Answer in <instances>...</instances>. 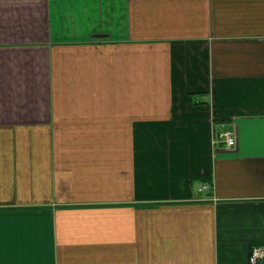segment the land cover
Wrapping results in <instances>:
<instances>
[{"label": "crops", "instance_id": "obj_1", "mask_svg": "<svg viewBox=\"0 0 264 264\" xmlns=\"http://www.w3.org/2000/svg\"><path fill=\"white\" fill-rule=\"evenodd\" d=\"M258 244L264 0H0V264H252Z\"/></svg>", "mask_w": 264, "mask_h": 264}, {"label": "built area", "instance_id": "obj_2", "mask_svg": "<svg viewBox=\"0 0 264 264\" xmlns=\"http://www.w3.org/2000/svg\"><path fill=\"white\" fill-rule=\"evenodd\" d=\"M216 140L225 144L226 147H234L237 144L236 135L233 130L225 128L218 132ZM250 261L252 264L264 262V244L253 246Z\"/></svg>", "mask_w": 264, "mask_h": 264}, {"label": "trees", "instance_id": "obj_3", "mask_svg": "<svg viewBox=\"0 0 264 264\" xmlns=\"http://www.w3.org/2000/svg\"><path fill=\"white\" fill-rule=\"evenodd\" d=\"M203 178H205V177L203 176Z\"/></svg>", "mask_w": 264, "mask_h": 264}]
</instances>
